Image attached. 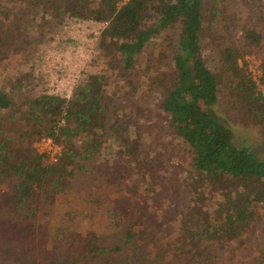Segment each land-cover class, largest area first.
Wrapping results in <instances>:
<instances>
[{"label": "trees", "instance_id": "16d2710c", "mask_svg": "<svg viewBox=\"0 0 264 264\" xmlns=\"http://www.w3.org/2000/svg\"><path fill=\"white\" fill-rule=\"evenodd\" d=\"M31 1L33 13L49 15L55 23L77 16L106 21L95 43L106 63L67 99L42 90L31 92L27 86L34 83L32 73L27 82L24 77L11 79L10 93L0 88V239L7 244L14 234L7 235L6 230L19 231L24 225L32 242L36 241L19 261L0 259V264H40L37 255L42 243L35 239L34 225L38 210L70 187L78 169L87 170L99 156L114 162L118 178L129 187L123 190V204L106 211L112 236H106L107 244L93 247L96 257L120 253L126 257L122 264H153L179 250L200 256L210 242L241 245L250 225L262 215L264 158H257L247 147H230L229 130L207 111L217 99V76L201 52V0H57L54 14L43 11L41 0L26 3ZM243 1L251 8L259 7L258 0ZM149 10L153 19L147 22ZM10 21L5 18L6 31ZM21 22L19 17L14 20L17 31ZM172 26L178 28L177 40L160 107L189 149L190 195L183 206L172 203L167 176L142 151L138 125L108 117L104 100L116 78L130 79L134 55L147 40ZM259 39L253 28L244 30L247 45ZM238 54V48L226 46L224 62L227 70L239 76L240 102L249 108L251 119L261 123L264 135V87L262 94H255L253 82L238 73ZM260 66L264 85V56ZM38 136H50L59 143L55 161L45 162L31 147V140ZM211 193L215 197L207 201ZM158 245L163 248L157 250ZM3 247L0 250L7 246ZM256 250V262L264 263L262 241Z\"/></svg>", "mask_w": 264, "mask_h": 264}, {"label": "rangeland", "instance_id": "374dc122", "mask_svg": "<svg viewBox=\"0 0 264 264\" xmlns=\"http://www.w3.org/2000/svg\"><path fill=\"white\" fill-rule=\"evenodd\" d=\"M26 1L29 0H0V22L4 28L0 30V88L8 93L11 79L24 77L27 82L29 73L35 77L34 83L27 86L29 90L47 92L53 74H49L48 70L52 72V68L46 62L67 60L71 63L73 50L69 46L74 41L69 33L82 32L74 26L77 17L71 21L62 19L60 23H55L49 15L33 13L34 3ZM56 2L41 0L45 7L43 11L49 10L54 14ZM258 2L259 7L255 9L243 0H201L200 47L205 64L217 76V99L206 107L207 111L229 130L230 147H247L257 158L263 159L264 135L261 123L252 120L249 108L240 102L239 95L243 88L239 85V76L227 70L224 62V48H238V73L241 72L252 81L245 68L246 62H251L258 73L259 85L253 83L254 93L261 94L260 88L264 87L260 66L264 56V0ZM24 10L30 11L24 13ZM8 17L12 23L7 25L10 30L6 31L4 22ZM17 17L22 21L19 31L14 23ZM152 19L149 10L145 20L149 22ZM249 27L260 34L259 41L253 45L244 42V30ZM177 30V26L166 27L150 37L142 50L134 55L132 73L128 75L130 79L126 80L123 76L116 78L104 100L108 117L119 121L127 119L132 126L138 125L142 151L152 160L159 173L167 176L168 188L172 186V189H168L173 197L172 203L183 206L190 195L189 149L173 130L166 113L160 107L163 91L168 84L166 78L171 69V54L176 46ZM96 40L93 57L84 62L66 99L74 94L75 87L87 80L91 73L105 68V57L96 46ZM24 86L20 89H25ZM39 137L31 140L33 149V142ZM92 163L87 170L78 169L70 180V187L55 195L38 210L34 225L38 229L35 239L42 243L37 255L40 264H122L126 261L125 255L120 253L109 255L106 252L96 257L93 247L100 242L107 244L108 237L112 236V226L106 211L123 204V190L129 184L118 178L114 162L106 156H99ZM215 194L207 195L206 200L209 201ZM261 211L262 215L250 225L241 245L235 242H210L202 248L200 256L179 250L168 253L162 263L153 261V264H261L256 262V244L261 241L264 243V204ZM6 231H9L7 235L12 233L14 236L7 239V244H2L0 239V249L7 246L0 250V259L15 263L21 256L27 255V247L36 244V241L33 238L32 242L24 225H21L19 231L14 228ZM93 234L104 238L96 240ZM149 239L152 240L153 235ZM162 248V245L157 246V250Z\"/></svg>", "mask_w": 264, "mask_h": 264}, {"label": "built area", "instance_id": "2783aa9c", "mask_svg": "<svg viewBox=\"0 0 264 264\" xmlns=\"http://www.w3.org/2000/svg\"><path fill=\"white\" fill-rule=\"evenodd\" d=\"M123 1L125 0H120V2ZM105 23L106 21L77 16L74 26L79 27L82 32L69 33L74 41L69 46L73 50V61L71 63L67 60L46 62L52 68V72L48 70L49 74H53L48 84L50 88L46 93L64 98L70 95L71 88L79 77L84 62L89 61L94 55V41L100 35ZM245 68L253 83L258 86V73L255 72L253 64L246 62ZM260 93H263V87L260 88ZM33 147L47 162L55 161L61 150L60 145L50 136H40L33 142Z\"/></svg>", "mask_w": 264, "mask_h": 264}]
</instances>
